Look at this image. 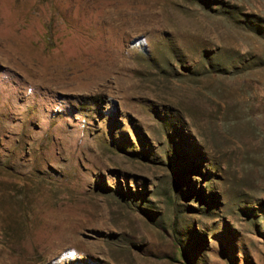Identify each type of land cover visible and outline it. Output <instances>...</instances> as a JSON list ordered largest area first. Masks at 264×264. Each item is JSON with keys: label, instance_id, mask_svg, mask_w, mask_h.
I'll return each mask as SVG.
<instances>
[{"label": "rangeland", "instance_id": "rangeland-1", "mask_svg": "<svg viewBox=\"0 0 264 264\" xmlns=\"http://www.w3.org/2000/svg\"><path fill=\"white\" fill-rule=\"evenodd\" d=\"M0 264H264V0H0Z\"/></svg>", "mask_w": 264, "mask_h": 264}]
</instances>
